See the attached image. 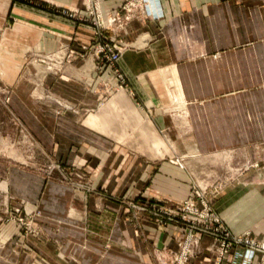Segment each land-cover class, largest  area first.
<instances>
[{"label": "crops", "instance_id": "1", "mask_svg": "<svg viewBox=\"0 0 264 264\" xmlns=\"http://www.w3.org/2000/svg\"><path fill=\"white\" fill-rule=\"evenodd\" d=\"M121 3L103 0L101 7L115 12ZM83 7L82 0H0V48L22 52L20 68L28 51L59 52L66 60L60 75L45 80L73 109L33 101L24 121L70 179L20 170L9 185L26 213L38 212L37 224L58 227V263L66 252L74 264H156L180 228L127 202H182L194 176L229 175L214 211L233 232L264 239V0H159V15L107 32L123 48V81L92 48L81 55L95 28L64 12ZM218 151H228L230 168L218 174L214 164L210 174L205 157ZM76 173L83 179L77 182ZM21 230L2 223L0 239H21ZM202 245L188 264H213L212 238L204 236ZM9 257L0 250V264H12ZM259 259L233 248L226 262Z\"/></svg>", "mask_w": 264, "mask_h": 264}, {"label": "rangeland", "instance_id": "2", "mask_svg": "<svg viewBox=\"0 0 264 264\" xmlns=\"http://www.w3.org/2000/svg\"><path fill=\"white\" fill-rule=\"evenodd\" d=\"M2 34L3 32L0 31V45L2 39H4ZM4 45L0 48V225L2 223L19 225L23 237L12 241L0 239V250L9 252L11 257H9L10 260L7 258V261H11L12 264H59L56 251L61 248L54 242L53 236L58 227L37 224L38 212L26 213L20 201L16 200V196L11 193L9 185L11 173L20 170L27 171L34 177H47L49 180L59 183H67L70 179L67 174L62 172V168L59 167L60 163L36 143L26 125L27 123L24 121L27 115L32 116L30 112L31 109H34L33 101L35 103L39 102L42 106L60 107L61 110L59 111L73 109L71 102L58 97L46 87V76L60 75L65 69L66 60H49L47 58L49 54L41 55L28 51L20 68L18 62L20 61L19 57H23V53H19L16 49H5ZM18 69L17 80L12 81ZM21 75H24L23 78H21ZM228 155V151H218L216 154L206 156V162L213 165L212 168L206 169L209 170L208 173L212 174L210 170L214 169L215 164L216 172L219 174L222 170L224 174V171L230 168ZM244 166V161L237 163L239 168H244ZM218 176L190 177L193 189H191L188 197H194L197 201L199 200L198 193L206 191L205 198L210 207L213 208L212 202L216 194L229 180H232L229 175ZM75 177L78 179L77 182L83 179L82 174H77ZM73 180L76 179L73 178ZM5 183L6 190L1 188V185ZM211 190L215 192H210ZM108 196L117 199L113 195ZM185 200L178 203L170 202L169 205L165 206L149 200H140L141 203L126 201L130 209H134L135 212H148L155 217L157 223L164 226L176 225L180 228V232L175 239V246L160 249L155 256L156 264H180V259L184 258L180 256L181 243L182 239L187 238L188 231L191 229L186 225L188 223L182 219L183 213L179 210V205L183 204ZM168 213H172V216H168ZM171 217L173 220L170 219ZM189 217L193 218L192 215H189ZM22 219L23 221H21ZM131 219L137 220V217L134 216ZM189 219L192 221L191 218ZM221 221L224 228L233 232L222 219ZM129 223L133 225L131 221ZM137 227L141 228L140 226ZM197 232V230H194V237L198 235ZM218 234L224 236L225 233ZM251 235L256 237L253 234ZM204 236L209 235L206 233L201 234L197 243L196 237L193 238L192 254H188V259L184 264H188L201 256L204 249L202 245ZM209 237L213 240L212 236ZM160 251L163 253L160 254ZM63 255L65 257L62 256V263L60 264H74L73 259L66 252H63ZM216 256L217 254L214 252L213 260H211L213 264H216ZM94 264H100V262Z\"/></svg>", "mask_w": 264, "mask_h": 264}, {"label": "built area", "instance_id": "3", "mask_svg": "<svg viewBox=\"0 0 264 264\" xmlns=\"http://www.w3.org/2000/svg\"><path fill=\"white\" fill-rule=\"evenodd\" d=\"M82 9L73 11H65L64 13L71 17L84 22H90L95 28V39L92 45L82 46L81 55L90 48L93 49L94 55L104 65L110 67L113 73L123 81V75L118 67V61L122 56V45L116 43V39L108 35L107 32L113 31L118 26L121 29L134 17L157 16L159 15V0H122L121 7L118 11L105 12L101 7L103 0H82ZM49 60H63L64 57L59 52L49 54ZM206 191L198 193L199 200L189 196L183 204L179 205L180 212L183 213L184 219L191 229L188 236L182 239V251L180 256V264H184L188 259V254H192V241L196 237V243L199 242L201 234L206 233L213 237V248L216 256V264H228L226 258L229 256L233 248H242L249 251L257 252L260 255L259 264H264V239L252 237L249 232L236 234L224 228L218 214L210 207L206 200ZM137 207V206H136ZM140 209V207H137ZM168 213V216H172ZM192 215V217H189ZM191 218L192 221L189 219ZM173 220V218H170ZM23 221V219L21 220ZM194 230L198 234L194 237ZM218 233H225L224 236ZM186 257V258H185Z\"/></svg>", "mask_w": 264, "mask_h": 264}]
</instances>
